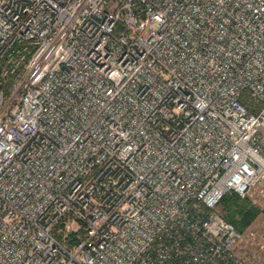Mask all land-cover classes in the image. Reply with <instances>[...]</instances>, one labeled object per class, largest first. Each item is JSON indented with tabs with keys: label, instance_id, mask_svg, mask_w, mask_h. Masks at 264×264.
I'll use <instances>...</instances> for the list:
<instances>
[{
	"label": "built area",
	"instance_id": "2783aa9c",
	"mask_svg": "<svg viewBox=\"0 0 264 264\" xmlns=\"http://www.w3.org/2000/svg\"><path fill=\"white\" fill-rule=\"evenodd\" d=\"M262 183L264 0H0V264H264Z\"/></svg>",
	"mask_w": 264,
	"mask_h": 264
},
{
	"label": "trees",
	"instance_id": "16d2710c",
	"mask_svg": "<svg viewBox=\"0 0 264 264\" xmlns=\"http://www.w3.org/2000/svg\"><path fill=\"white\" fill-rule=\"evenodd\" d=\"M225 219L244 232L257 218L260 210L248 198H242L236 193H227L220 205Z\"/></svg>",
	"mask_w": 264,
	"mask_h": 264
},
{
	"label": "rangeland",
	"instance_id": "374dc122",
	"mask_svg": "<svg viewBox=\"0 0 264 264\" xmlns=\"http://www.w3.org/2000/svg\"><path fill=\"white\" fill-rule=\"evenodd\" d=\"M242 198H248L260 210L255 221L244 231V236L237 246L239 252L250 253L252 251L251 242L254 241L253 238L257 235L264 238V183L254 187L245 197ZM218 209L220 212L223 211L220 206Z\"/></svg>",
	"mask_w": 264,
	"mask_h": 264
}]
</instances>
